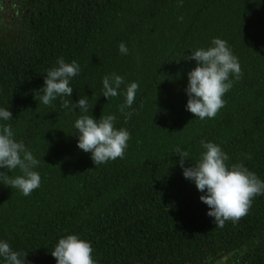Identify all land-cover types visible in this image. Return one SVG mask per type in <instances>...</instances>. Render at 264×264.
<instances>
[{
  "label": "trees",
  "instance_id": "obj_1",
  "mask_svg": "<svg viewBox=\"0 0 264 264\" xmlns=\"http://www.w3.org/2000/svg\"><path fill=\"white\" fill-rule=\"evenodd\" d=\"M26 8L15 27L0 26V108L40 161L41 184L24 196L0 183V240L27 252L26 264H56L51 251L68 234L89 240L98 264H264V195L237 223L215 226L175 152L188 151L190 166L201 140L215 142L229 164L264 180V0H30ZM213 38L227 41L243 75L215 118L201 120L186 110L196 62L185 58ZM59 57L81 70L72 96L46 106L39 89ZM112 73L124 84L107 99L102 80ZM133 81L139 89L125 123L119 106ZM82 96L88 115L113 114L131 133L122 159L95 166L78 148L74 124L83 113L61 101Z\"/></svg>",
  "mask_w": 264,
  "mask_h": 264
},
{
  "label": "clouds",
  "instance_id": "obj_2",
  "mask_svg": "<svg viewBox=\"0 0 264 264\" xmlns=\"http://www.w3.org/2000/svg\"><path fill=\"white\" fill-rule=\"evenodd\" d=\"M119 51L126 55L129 50L121 42ZM185 60L196 62V66L187 73L186 110L201 120L215 118L226 104L223 96L232 88L233 78L239 80L243 75L238 57L233 54L226 40L213 38L211 46L191 51ZM80 70L76 60L69 63L63 57L57 58V65L46 71L44 85L39 89L42 93L40 101L52 106L57 97H71V80L79 75ZM102 84V95L109 99L119 95L124 78L112 73L103 77ZM138 89L136 81L126 86L125 101L119 106L121 113L134 104ZM61 106L78 108L83 113L74 124V131L78 134L77 145L80 150L91 153L95 166L124 157L131 133L125 127H116L115 115H101L99 119L88 115L90 105L86 96L79 97L75 103L62 99ZM131 116L132 112L125 113V123ZM12 118L9 109L0 108V168L8 172L19 169L20 174L12 177L0 171V183L29 196L41 184V176L34 170L40 161L23 140L15 139L11 125L3 123ZM200 144L204 151L190 166H185L189 152L179 147L175 150L180 157L183 176L194 182L202 193L200 200L208 206L207 215L214 218L215 226L223 227L226 221L237 223L248 214L254 198L264 195V180L242 162L229 164V156L219 144L204 140ZM92 253L91 242L81 239L77 234L59 238L51 251L56 264H98ZM26 255L27 252L13 250L7 240H0V258H3L4 264H26Z\"/></svg>",
  "mask_w": 264,
  "mask_h": 264
},
{
  "label": "flooded vegetation",
  "instance_id": "obj_3",
  "mask_svg": "<svg viewBox=\"0 0 264 264\" xmlns=\"http://www.w3.org/2000/svg\"><path fill=\"white\" fill-rule=\"evenodd\" d=\"M30 0H0V26L15 27Z\"/></svg>",
  "mask_w": 264,
  "mask_h": 264
}]
</instances>
